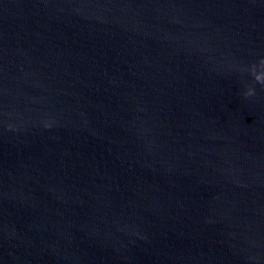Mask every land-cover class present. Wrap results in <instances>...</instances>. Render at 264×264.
Instances as JSON below:
<instances>
[{
    "label": "water",
    "instance_id": "water-1",
    "mask_svg": "<svg viewBox=\"0 0 264 264\" xmlns=\"http://www.w3.org/2000/svg\"><path fill=\"white\" fill-rule=\"evenodd\" d=\"M262 58L264 0H0V264H264Z\"/></svg>",
    "mask_w": 264,
    "mask_h": 264
},
{
    "label": "clouds",
    "instance_id": "clouds-1",
    "mask_svg": "<svg viewBox=\"0 0 264 264\" xmlns=\"http://www.w3.org/2000/svg\"><path fill=\"white\" fill-rule=\"evenodd\" d=\"M259 62H264V58H262ZM255 81L257 83H260L261 85H264V80H262L259 76H257L255 78ZM254 95H255V88L249 86L247 88V91L244 93V96L247 98V97H251V96H254Z\"/></svg>",
    "mask_w": 264,
    "mask_h": 264
}]
</instances>
